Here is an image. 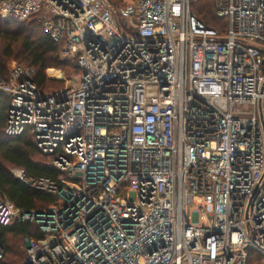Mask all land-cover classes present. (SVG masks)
<instances>
[{
  "label": "built area",
  "instance_id": "1",
  "mask_svg": "<svg viewBox=\"0 0 264 264\" xmlns=\"http://www.w3.org/2000/svg\"><path fill=\"white\" fill-rule=\"evenodd\" d=\"M199 1L0 0L79 69L50 92L0 69L6 135L29 131L59 172L11 169L43 209L0 193L1 225L39 229L23 264H264V0H215L225 31Z\"/></svg>",
  "mask_w": 264,
  "mask_h": 264
},
{
  "label": "trees",
  "instance_id": "2",
  "mask_svg": "<svg viewBox=\"0 0 264 264\" xmlns=\"http://www.w3.org/2000/svg\"><path fill=\"white\" fill-rule=\"evenodd\" d=\"M121 4L122 0H112ZM192 11L205 25L212 29L225 31L226 19L216 13L215 0H200L193 4ZM11 59L24 61L36 68L35 81L39 89L47 92L50 85L46 71L50 67H68L67 60L61 58L60 48L48 36L36 18L23 23L0 19V69L5 71ZM78 69V68H77ZM79 70V69H78ZM9 98L0 93V193L14 201L20 208L28 211L40 210L42 206L54 201L52 195L29 188L11 174L13 167L24 168L33 176L58 178L59 172L51 165L50 158L35 144L28 131L20 136H7L5 127L8 117ZM12 237H40L36 224L28 221H16L4 226L0 224V241L5 250L1 264H23L26 250L9 243Z\"/></svg>",
  "mask_w": 264,
  "mask_h": 264
},
{
  "label": "rangeland",
  "instance_id": "3",
  "mask_svg": "<svg viewBox=\"0 0 264 264\" xmlns=\"http://www.w3.org/2000/svg\"><path fill=\"white\" fill-rule=\"evenodd\" d=\"M127 1H130V0H122L121 3H124ZM67 61L70 62L68 67H65V66L50 67V68H55L58 71L60 77L55 78V79H52V78L50 79V78H48V75H47V79L49 80L48 84L50 85L48 88H46L47 92H50L52 90L62 89L68 85L71 86V85L76 84V81H77V78L79 75V70L77 69L74 62L69 61V60H67ZM7 64L8 65H14V64L26 65V63L24 61H21L19 59H11L7 62ZM43 208H44V206L41 207V209H43ZM9 243L11 245L19 247L20 249H23L24 251L26 250L27 242H26L25 238L23 239L20 237L10 236Z\"/></svg>",
  "mask_w": 264,
  "mask_h": 264
}]
</instances>
